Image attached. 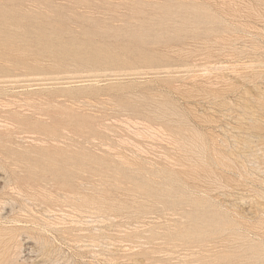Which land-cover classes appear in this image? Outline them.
<instances>
[{
	"label": "rangeland",
	"instance_id": "374dc122",
	"mask_svg": "<svg viewBox=\"0 0 264 264\" xmlns=\"http://www.w3.org/2000/svg\"><path fill=\"white\" fill-rule=\"evenodd\" d=\"M144 30L164 35L109 64L39 52L42 34L120 46ZM263 148L264 0H0V264H264ZM205 218L224 230L193 232Z\"/></svg>",
	"mask_w": 264,
	"mask_h": 264
},
{
	"label": "bare ground",
	"instance_id": "6f19581e",
	"mask_svg": "<svg viewBox=\"0 0 264 264\" xmlns=\"http://www.w3.org/2000/svg\"><path fill=\"white\" fill-rule=\"evenodd\" d=\"M194 12H196L195 9H194ZM203 16L205 17V15H203ZM192 17H195V15H192ZM200 19L201 18H198V20H200ZM204 19H207V18H204ZM200 22H193L192 21V24L198 25V24H200ZM164 25L165 24H160V25L158 24L157 25L158 27H160L159 31L167 30L166 26H164ZM183 25L184 24L182 23L181 26H183ZM110 30H111V28H107V29H104L103 31H110ZM159 31H156L154 34H151L150 31H148V30L147 31L144 30L143 32H141V31L136 32L133 34V36H131L132 37V43L126 42V43H122V45L120 44V46L117 44L112 46L111 44H103V43H98V42L94 43V42H92V40H90L91 34H89L88 32H85V36L89 37L87 42H76L75 41V43L74 42L67 43V42L63 41V38H60V37H59V39H57L58 40V42H57V41H54V39H52L50 36L46 37L40 32V34H42V36H43L44 41H43V43L40 44L41 47H39L40 48L39 52H40V54H53V57H52L54 59V65L53 66L56 69H58V68L62 69V70L65 69L62 67V64L65 62V60H70V62H73L75 65H78V66L81 64H87V63L91 64V62H97V61H99L100 63H103V64L104 63L109 64V61L114 60L109 54H145V50L142 49V47H143V45H145V47H146L150 43V39H151L150 44L152 46L159 44L160 41L162 40L164 34L160 33ZM114 33L116 34L117 32H114ZM127 34H128V32H124L123 35L127 36ZM112 35L114 37V34H112ZM105 36L106 37L103 36L102 38L106 39L107 37H109L108 34H105ZM128 39L130 40V37ZM168 40H170V39H168ZM9 46H12V45H9ZM168 46L165 45L166 48H168ZM7 50H8L7 54H16L18 56L26 54L25 51L22 50L21 48L9 47V49H7ZM147 54H152V52L147 51ZM25 58L17 59L16 64H24ZM40 62L41 61L38 58H35L33 56V59L29 58V61L27 62V64H24V65H26L25 67L27 68V71H29V73H31L33 75H42L44 73V71L38 69ZM77 68H80V67H77ZM90 94H87V95L89 96ZM51 106L52 105H50V107ZM246 106H248V105H246ZM47 110L49 111V109H47ZM47 110H46V113H44V111L39 108V109H37V112H38L37 114H39L40 117L48 116ZM13 122L18 123L17 120H13ZM33 129H34V132H37V131H38L37 133L42 132L48 137L49 136L59 137V135H56V133H55L56 130L59 129V121L49 124L48 127L41 124V123H37V125H34ZM237 129H239L240 133H243V134L241 137H237V139L234 137V142L237 145V147L240 146L242 151H244V152H251L252 151L253 144L255 143L253 141V139L255 137L257 138L256 144H258V146H259V143L261 142V136H255L254 135V131L259 130V126H256L254 124V120L251 119L245 129H243L240 126L237 127ZM195 142H200L198 150L202 151L205 147L203 140L192 139L191 145L194 146ZM222 143H225L224 146L227 148H229V146H231L228 143V141H226L224 139L222 140ZM220 152H222L221 153L222 158H228L229 159L231 156L234 155L233 152H231L229 150H225V149L220 150L219 153ZM55 154H57V153H55ZM55 154L52 157L48 156L47 154L44 155L47 162L45 164H43V169L47 170L49 168L53 172V175L55 177H57V176H59V163L55 159ZM238 154H239V151H238ZM237 159H239V155L237 156ZM201 205H202V203H201ZM194 206L196 208L200 207V201H195ZM221 224L223 226L225 225V223L223 221L212 223V221H210L209 218H205L204 220L203 219L199 220L198 223H194V225L192 227H193V232H195V233H199V231L201 230L199 228V226H202V225H204L206 228L207 227L211 228L212 226H215L214 229H216V227H217V228H219L218 231L221 232L224 230L221 227H219V225H221ZM212 229H213V227H212ZM3 256L4 255H1V257H3Z\"/></svg>",
	"mask_w": 264,
	"mask_h": 264
}]
</instances>
